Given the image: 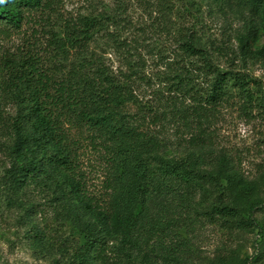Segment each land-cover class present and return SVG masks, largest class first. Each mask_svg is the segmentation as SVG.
Instances as JSON below:
<instances>
[{
  "label": "trees",
  "instance_id": "trees-1",
  "mask_svg": "<svg viewBox=\"0 0 264 264\" xmlns=\"http://www.w3.org/2000/svg\"><path fill=\"white\" fill-rule=\"evenodd\" d=\"M238 1L256 27L264 0ZM50 2L0 0L1 34L44 15ZM144 2L164 16L175 34L172 46L139 37L130 7L121 4L69 23L63 35L51 31L50 46L64 60L53 78L27 69L30 111L17 128L11 180L18 188L58 182L83 239L73 264H195L188 236L194 212L232 231L256 226L264 212L256 182L228 154L214 153L212 131L219 109L231 100L264 107L257 95L261 82L222 67L215 55L222 49L204 47L196 23L176 21L196 0ZM250 40L244 42L248 51ZM152 63L159 70L148 72ZM183 148L196 151L182 155ZM89 156L103 177L94 190L84 171ZM240 260L233 250L203 264Z\"/></svg>",
  "mask_w": 264,
  "mask_h": 264
},
{
  "label": "rangeland",
  "instance_id": "rangeland-1",
  "mask_svg": "<svg viewBox=\"0 0 264 264\" xmlns=\"http://www.w3.org/2000/svg\"><path fill=\"white\" fill-rule=\"evenodd\" d=\"M50 3L52 7L44 15L25 20L19 30L6 35L0 31V264H73L74 253L83 242L57 181L32 182L18 188L11 180L17 128L26 122L30 111L25 108L30 104L27 69L36 67L39 74L53 78L58 63L64 61L50 46L51 31L63 35L69 23L78 22L83 16H102L123 4L130 7L135 32H141L139 37L150 43L165 41L170 47L175 35L168 32L164 16L151 13L144 0H51ZM195 3L186 10L182 8V17L176 21L181 27L189 24H182L183 21L196 23L202 45L212 46L214 51L217 47L222 49L215 53L222 67L236 68L261 82L257 95L263 99L264 14L255 16L257 26L253 28L250 21L253 15L238 0L224 5L214 0ZM249 37L248 51L244 42ZM156 66L150 64L148 72L159 70ZM219 110L212 125L214 153L228 154L256 182L255 196L264 199V107L259 104L244 107L243 101L234 99ZM168 131L170 134L174 129ZM184 148L182 155L191 149ZM200 149L205 152L210 148ZM84 171L89 189L100 187L103 177L95 157H87ZM193 219L196 222L188 236L193 241L191 261L195 264L210 262L218 255L229 257L233 250L237 251L241 264H264V239L258 227H264V212H259L256 226L236 231L205 214L194 212Z\"/></svg>",
  "mask_w": 264,
  "mask_h": 264
}]
</instances>
